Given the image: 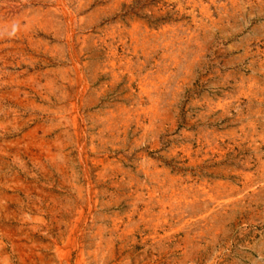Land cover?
<instances>
[{"label": "rangeland", "instance_id": "374dc122", "mask_svg": "<svg viewBox=\"0 0 264 264\" xmlns=\"http://www.w3.org/2000/svg\"><path fill=\"white\" fill-rule=\"evenodd\" d=\"M0 264H264V0H0Z\"/></svg>", "mask_w": 264, "mask_h": 264}]
</instances>
